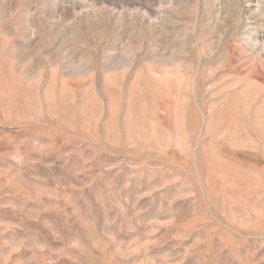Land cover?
I'll use <instances>...</instances> for the list:
<instances>
[{
    "label": "rangeland",
    "instance_id": "rangeland-1",
    "mask_svg": "<svg viewBox=\"0 0 264 264\" xmlns=\"http://www.w3.org/2000/svg\"><path fill=\"white\" fill-rule=\"evenodd\" d=\"M0 264H264V0H0Z\"/></svg>",
    "mask_w": 264,
    "mask_h": 264
}]
</instances>
